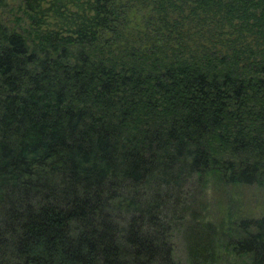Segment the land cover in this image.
<instances>
[{
  "label": "trees",
  "instance_id": "1",
  "mask_svg": "<svg viewBox=\"0 0 264 264\" xmlns=\"http://www.w3.org/2000/svg\"><path fill=\"white\" fill-rule=\"evenodd\" d=\"M7 13V14H6ZM264 0H0V264H264Z\"/></svg>",
  "mask_w": 264,
  "mask_h": 264
},
{
  "label": "rangeland",
  "instance_id": "2",
  "mask_svg": "<svg viewBox=\"0 0 264 264\" xmlns=\"http://www.w3.org/2000/svg\"><path fill=\"white\" fill-rule=\"evenodd\" d=\"M22 0H8L11 8L18 9ZM7 14V13H6ZM208 200L205 199V208L202 216L213 224L219 225L223 220L229 219V216L244 215L258 218L264 215V192L255 189L238 190L227 192L228 194H214L208 191ZM185 229L174 233L175 258L181 264H189V252L187 250V241L184 237ZM216 264H245L243 260L234 258L230 253L219 251V257Z\"/></svg>",
  "mask_w": 264,
  "mask_h": 264
}]
</instances>
